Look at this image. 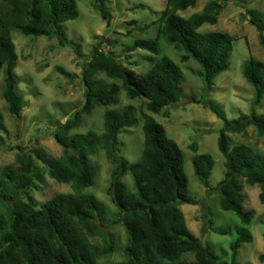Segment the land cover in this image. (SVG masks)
<instances>
[{"label": "trees", "instance_id": "trees-1", "mask_svg": "<svg viewBox=\"0 0 264 264\" xmlns=\"http://www.w3.org/2000/svg\"><path fill=\"white\" fill-rule=\"evenodd\" d=\"M96 2L103 18L109 21L111 15L105 0ZM233 2L209 0L201 13L185 19L179 12L195 8L198 0H168L157 38L136 40L131 51L141 49L159 55V40L163 39L183 53V63L190 60L198 63L200 76L209 91L214 80L231 66L234 39L225 33H200L199 30L206 24H217L222 10ZM78 17L74 0H0V67L4 68L5 78L2 96L11 116L20 117L25 108L20 79L15 72L18 55L12 32L19 31L26 37H55L60 46H73L78 51L79 45L68 39L64 27V23ZM247 17L264 46V15L248 10ZM99 75L112 82L100 79ZM243 76L255 92L250 114L229 121L218 107L207 106L225 121L218 139L225 159L223 180L214 188L210 186L214 167L211 156L196 154L192 160L196 177L209 194L218 195L221 210L234 212L241 222L238 237L231 244L232 264H237L240 250L253 240L246 228L252 223L253 214L245 209L241 179L249 186L261 187L259 199L264 204V156L254 154L244 145L231 149L229 144L228 133L242 134L251 126L259 135H264V115L255 110L264 98V63L251 58L244 65ZM83 80L85 106L73 121L62 125L55 133L64 150L62 159L49 161L35 153L46 165L49 177L71 184L74 193L59 194L38 207L30 195V190L36 189V182L40 180L31 153L19 155L17 170L0 169V197L9 203L5 214H0V264H97L114 252L113 236L100 229V226L106 228L104 205L84 193L95 185L90 158L98 149L105 152L113 166L108 194L127 234L125 259L118 264H224L187 226L179 207L198 205V202L188 195L184 154L151 114L141 113L144 143L137 163H130L122 156L124 143L120 140L123 130L137 124L132 106L107 111L101 134L91 131L70 136L71 131L79 127L82 115H90L96 108L117 105L121 91L130 100H147L152 114H160L176 105L183 96L179 66L168 57H162L145 75H137L123 68L113 53H104L96 47L85 67ZM192 149L198 152L197 146L193 145ZM127 175L132 177L133 191L123 182ZM98 236L104 239L103 247L90 242L91 237ZM184 254H192L194 260L183 261Z\"/></svg>", "mask_w": 264, "mask_h": 264}, {"label": "rangeland", "instance_id": "rangeland-1", "mask_svg": "<svg viewBox=\"0 0 264 264\" xmlns=\"http://www.w3.org/2000/svg\"><path fill=\"white\" fill-rule=\"evenodd\" d=\"M79 17L64 23L67 37L79 45L62 47L58 40L46 37L23 36L12 32V39L18 55L15 70L20 79L19 89L25 101L20 117H13L3 99L4 68L0 67V169L19 168L21 153H31L36 174L40 180L37 188L30 190L38 207L59 194L74 193L71 184L60 183L49 177L46 165L35 153L46 160H61L63 147L55 138L56 131L75 119L86 103V87L83 73L98 47L104 53H113L121 66L133 70L137 75H145L155 62L168 57L182 73L183 96L179 103L164 109L160 114L148 111L147 100H130L121 91L119 103L109 108H96L90 115H82L79 127L71 131L75 134L104 131L105 114L109 110H119L125 106L134 108L137 124L123 130L120 140L124 143L122 156L130 163L140 161L143 152L144 132L142 111L151 114L161 124L167 137L175 141L184 154V170L188 180V195L198 205L183 204L179 207L184 214L189 230L199 238L224 264L231 263V244L237 239L242 227L234 212L221 210L216 193L209 194L196 177L192 160L196 154L212 157L214 167L210 186L216 187L225 176V159L218 147L220 133L225 121L218 118L207 106L218 107L229 121L236 120L252 111L255 97L254 88L243 76L244 65L251 59L264 63V46L259 32L248 20L247 11L254 10L264 15V0H234L222 10L218 23L206 24L199 32L225 33L233 37L231 66L214 80L207 91L200 76L201 67L194 60L181 61L182 52L159 40V55L138 49L131 51L136 40H155L162 24V14L168 0H105L110 20H105L98 10L96 0H74ZM209 0H198L195 8L179 12L188 19L201 13ZM100 44V46H99ZM100 79L110 81L104 75ZM120 84L119 81H114ZM256 112L264 115V98ZM230 148L244 145L254 154L264 156V135L258 134L251 126L242 134L228 133ZM197 146L194 153L192 146ZM94 171L95 185L84 191L96 197L105 207V226L100 229L113 236L114 252L97 261V264H118L124 261L127 234L121 216L108 194L113 166L106 154L98 149L90 158ZM123 182L130 191L134 190L132 177L127 175ZM245 195V209L253 214L252 223L246 228L253 237L252 243L240 250L237 264H264V204L260 202L261 187L249 186L241 179ZM25 200L24 197H22ZM9 203L0 197V214L4 215ZM90 242L104 246L102 237L90 238ZM183 261H192V254H184Z\"/></svg>", "mask_w": 264, "mask_h": 264}]
</instances>
